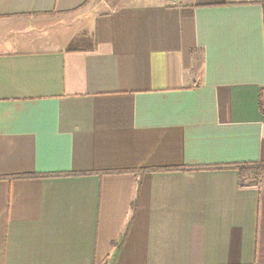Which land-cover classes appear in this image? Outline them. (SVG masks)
I'll use <instances>...</instances> for the list:
<instances>
[{
	"label": "crops",
	"instance_id": "1",
	"mask_svg": "<svg viewBox=\"0 0 264 264\" xmlns=\"http://www.w3.org/2000/svg\"><path fill=\"white\" fill-rule=\"evenodd\" d=\"M257 161L264 0H0V264H264Z\"/></svg>",
	"mask_w": 264,
	"mask_h": 264
},
{
	"label": "trees",
	"instance_id": "2",
	"mask_svg": "<svg viewBox=\"0 0 264 264\" xmlns=\"http://www.w3.org/2000/svg\"><path fill=\"white\" fill-rule=\"evenodd\" d=\"M260 94L262 95L263 91ZM260 105H261V103H260ZM227 166L232 167V168L237 170L239 185H241V186L247 185V184L258 185L260 180H261L262 174H263L264 161L234 163V164H229ZM135 204H136V193L131 200V211L134 210ZM130 217H131V215H130ZM130 217L126 223L124 232L122 233V237L124 236L126 229L129 226ZM121 239L122 238H120V241H121ZM119 242H118V244H119Z\"/></svg>",
	"mask_w": 264,
	"mask_h": 264
}]
</instances>
